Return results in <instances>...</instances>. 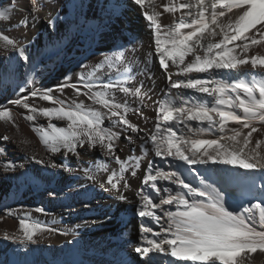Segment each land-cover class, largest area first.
<instances>
[{
  "label": "snow or ice",
  "instance_id": "obj_1",
  "mask_svg": "<svg viewBox=\"0 0 264 264\" xmlns=\"http://www.w3.org/2000/svg\"><path fill=\"white\" fill-rule=\"evenodd\" d=\"M129 3L138 6L150 30L142 70L135 66L134 45L129 52L126 44H120L101 53L94 65L80 63L75 76L69 73L56 85L42 87L40 62L30 47L0 32V49L5 53L0 57V91L13 89L16 98L7 103L26 110L23 118L32 122V131L53 156L79 160L81 150H98L118 165L112 168L102 161L95 172L107 174L100 187L116 202L131 205L140 218L132 246L137 264H160L164 258L167 264H248L252 254L264 253V51H256L264 50V0ZM159 8L173 16L179 13L178 20L161 24ZM12 15L0 10V22L10 21ZM37 19L29 13L19 24L34 27ZM59 19L49 18L48 26L55 29ZM153 62L162 70L167 89L157 99L145 83L153 79ZM134 71L144 77L138 86L130 83L136 79ZM68 89L70 99L64 96ZM78 97L98 107L77 101ZM34 99L52 106L30 103ZM149 106L154 108V119L145 115ZM132 116L145 126L133 122ZM40 118L46 119V127L38 123ZM54 120L65 121L66 126L58 127ZM0 121L16 125L12 108L0 107ZM122 137L127 144L139 143L143 155L122 159L118 155V149L123 151ZM150 153L154 158L145 163ZM28 159L52 170L77 171L35 154ZM22 167L12 160L0 163L5 174ZM95 172L83 169L93 182ZM21 175L31 179L27 173ZM130 178L139 179L137 188ZM232 186L241 188V199L233 198ZM83 207L90 205L84 202ZM35 212L46 214L42 207ZM44 231L59 230L31 220L25 212L19 216L18 231L4 232L3 239L27 248L38 244ZM112 264L128 262L121 258Z\"/></svg>",
  "mask_w": 264,
  "mask_h": 264
},
{
  "label": "bare ground",
  "instance_id": "obj_2",
  "mask_svg": "<svg viewBox=\"0 0 264 264\" xmlns=\"http://www.w3.org/2000/svg\"><path fill=\"white\" fill-rule=\"evenodd\" d=\"M159 2L164 3L166 0ZM0 10L13 12L10 21L0 22V32L14 39H22L30 47L36 61L40 62L42 75L38 80L42 87L56 85L63 75L72 73L75 76L80 71V63L94 65L102 59L101 53L108 54L115 45L120 44H126L129 52L134 45L135 66L142 70L143 60L150 50V30L138 6L132 5L129 0H0ZM158 10L162 13L160 22L163 25L179 18V13L173 16L164 13L162 8ZM29 13H34L38 19L34 27L30 24L24 28L19 21ZM56 17L60 19L56 28L52 29L47 20ZM4 55L0 49V57ZM84 57L86 59H82ZM0 63H3L2 59ZM161 71L158 64L153 62V79L145 80L146 85L153 89V99L162 97L167 91ZM243 74L242 70L240 75ZM133 75L136 79L130 83L138 86L139 80L144 77L136 71ZM186 94L192 93L188 90ZM64 96L72 98L71 89L66 90ZM14 98L16 94L12 88L0 91V107L12 108L16 116L15 126L0 121V136L11 137L8 141L0 140V150L6 154L0 156V163L12 160L23 165L16 173L5 174L0 171V264H13L17 260H27L28 264H112V261L121 258L128 264H137L132 246L138 239L140 218L134 216L131 205L116 202L112 193L100 187L107 174L95 172L96 165L102 161L108 162L112 168H118V165L101 156L98 150L91 153L81 150L82 159L79 160L76 157L64 159L62 154L53 156L32 131V122L23 118L27 114L26 110L7 103L8 99ZM76 99H83L89 106L98 107L86 97ZM30 103L41 107L52 106L38 99ZM144 112L155 118L152 106L144 109ZM132 119L145 126L142 119L136 116H132ZM38 123L45 127L47 125L44 118H40ZM53 123L58 127L66 126L65 121L54 120ZM191 123L193 127L197 126L196 122ZM121 147L123 151L118 149V155L122 159L128 155H143L139 143L127 144L123 137ZM33 154L45 160L51 158L57 163L67 164L77 171L68 173L62 169H48L28 159ZM153 158L150 153L144 157V161L146 163ZM84 168L95 172V182L83 175ZM21 173H27L31 179L26 181ZM138 175L142 178L141 174ZM129 182L134 189L140 183L137 178H130ZM230 191L234 199L242 198L239 186H232ZM126 194L134 199L133 192ZM84 202L89 203L90 207L84 208ZM38 207H42L46 214L35 212ZM25 212L30 214L31 220L59 231L42 232L39 243L27 248L3 239L4 232L11 234L18 231L19 216ZM61 232H67L68 235H62ZM167 259H161L160 264H167ZM248 264H264V253L258 251L252 254Z\"/></svg>",
  "mask_w": 264,
  "mask_h": 264
},
{
  "label": "rangeland",
  "instance_id": "obj_3",
  "mask_svg": "<svg viewBox=\"0 0 264 264\" xmlns=\"http://www.w3.org/2000/svg\"><path fill=\"white\" fill-rule=\"evenodd\" d=\"M85 57L87 58V56H85ZM85 57H84V58H82V59H86Z\"/></svg>",
  "mask_w": 264,
  "mask_h": 264
}]
</instances>
